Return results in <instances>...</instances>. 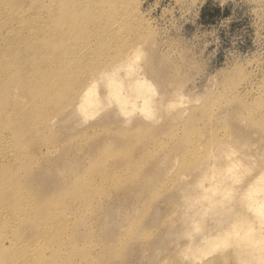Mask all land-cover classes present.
<instances>
[{"label":"rangeland","instance_id":"1","mask_svg":"<svg viewBox=\"0 0 264 264\" xmlns=\"http://www.w3.org/2000/svg\"><path fill=\"white\" fill-rule=\"evenodd\" d=\"M58 1L93 43L85 76L136 47L156 101L148 118L109 105L90 121L64 103L49 115L56 126L29 133L33 105L11 90L2 109L11 121L0 122V264H218L229 247L185 253L201 228L182 227L196 218L180 194L215 158L234 157L249 175L264 164V0H94L92 22L81 2L93 0ZM75 49L84 56L83 44Z\"/></svg>","mask_w":264,"mask_h":264},{"label":"bare ground","instance_id":"2","mask_svg":"<svg viewBox=\"0 0 264 264\" xmlns=\"http://www.w3.org/2000/svg\"><path fill=\"white\" fill-rule=\"evenodd\" d=\"M90 3L81 2L88 9L81 16L92 22L94 15H99L100 5L94 0ZM80 23L81 17L58 0H40L37 6L21 0L15 5L10 0H0V122L11 121L2 109L12 97V89L21 90L25 100L33 105L23 119L29 133L56 126L57 120L49 115L64 103L70 116L80 114L87 121L98 118L109 105L114 106L116 116L130 118L140 113L150 117L156 93L140 77L141 50L131 47L96 76H85L82 60L95 54L93 43L89 44L88 38L87 42L86 36L78 32ZM96 29L91 30V42ZM109 35H114L113 30ZM76 43L83 44L84 56L76 51ZM106 58L96 63H104ZM98 90L103 92L101 99ZM12 100L25 101L16 95ZM48 103L54 104L46 106ZM181 103L180 96L173 97V105ZM3 150L7 147L0 144V155ZM6 153L18 159L17 153ZM247 166L234 157L220 164L215 158L213 163L198 168L185 183L180 195L196 220L182 217V227L201 228L198 244L186 245L185 253L190 251L195 257L204 248L213 251L229 247L218 264H264V164L251 175ZM204 220L209 222L206 227L201 223ZM2 223L5 225L6 221L0 220ZM43 231L38 225L37 234ZM181 233L189 235L185 230Z\"/></svg>","mask_w":264,"mask_h":264}]
</instances>
